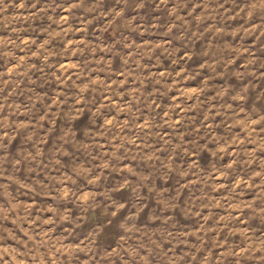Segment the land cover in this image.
I'll use <instances>...</instances> for the list:
<instances>
[{"label":"rangeland","instance_id":"obj_1","mask_svg":"<svg viewBox=\"0 0 264 264\" xmlns=\"http://www.w3.org/2000/svg\"><path fill=\"white\" fill-rule=\"evenodd\" d=\"M0 264H264V0H0Z\"/></svg>","mask_w":264,"mask_h":264}]
</instances>
